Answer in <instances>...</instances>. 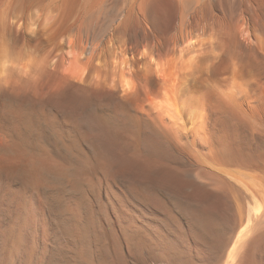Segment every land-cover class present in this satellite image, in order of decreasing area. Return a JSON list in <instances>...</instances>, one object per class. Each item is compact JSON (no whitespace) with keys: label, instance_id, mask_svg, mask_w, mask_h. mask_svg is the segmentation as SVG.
Returning <instances> with one entry per match:
<instances>
[{"label":"bare ground","instance_id":"obj_1","mask_svg":"<svg viewBox=\"0 0 264 264\" xmlns=\"http://www.w3.org/2000/svg\"><path fill=\"white\" fill-rule=\"evenodd\" d=\"M40 1L0 0V264H264V0L126 3L71 69L90 0Z\"/></svg>","mask_w":264,"mask_h":264},{"label":"rangeland","instance_id":"obj_2","mask_svg":"<svg viewBox=\"0 0 264 264\" xmlns=\"http://www.w3.org/2000/svg\"><path fill=\"white\" fill-rule=\"evenodd\" d=\"M132 1L137 2L142 7L146 0H96L93 3L91 2V0L85 1L86 3H85V6L83 7V10L74 19L76 23L73 21L72 18H71L72 20L71 19L69 20V24H71L70 25L71 30L69 31V34H67V36L63 37L62 44L65 45V47L58 52V54H59L62 51L61 53L63 55L60 54L61 60H66V62L62 61L61 69L62 68L63 69L64 68L65 69H68V68L71 69L72 68L71 65L73 63L71 62L72 63L71 64L69 62L77 54V48L75 47V44H76L75 42H78V37H79V34L81 33L80 32L81 27H82L81 30H83V28H86L87 30L91 29L92 31H93L92 27H94V26H97L98 28L103 27V26L106 27L107 25H109L112 22L110 20H113V18H111L112 17L111 15L116 13L118 11L117 10L118 8L121 9L126 3H131ZM3 2H5V1H3ZM0 4H1L0 8L2 9V7L5 3L4 4L0 3ZM59 7H60V0H42L38 3V5L36 4L35 6H33V8H31V10H29L25 14L26 17L24 18V21H27V22L32 21L33 22V20H35V18H37V20H39V22L38 21H37L38 23L36 22V24L34 25V29L37 28L40 31L41 28L43 26H45V29L52 28V32H54L60 27V21L58 22V17H59L60 12H61V7L60 8ZM34 10H35L37 15L35 14ZM57 13H59V15ZM27 14H29L30 17H28L29 15H27ZM43 14H44V16H43ZM109 14H111V15L109 16ZM109 18H110V20H109ZM43 19L45 20L44 24H42ZM20 25L24 26L21 23H20ZM21 26L16 27L15 32H18V31L20 32L22 29ZM97 29L95 30V33L97 32ZM22 30H25V29H22ZM74 30H76V31L74 32ZM77 30H78V33H77ZM28 32L30 33L29 30H25V37H22L21 40H19L17 42L18 43L17 46H18V48H20L19 51L21 54L23 53L25 55H31L32 56L33 55L32 54L33 48H36L38 42L31 40V38L29 36L32 33L29 34ZM73 33H74V35H73ZM40 35H41V37L45 36V38H47V40L49 39V35H47V34H40ZM75 36H78V37L75 38ZM45 38H43V39H45ZM23 39H25V40H23ZM73 42H74V44H73ZM70 44L71 45L73 44L72 45L73 47ZM33 45H35V47H33ZM69 51L71 52V54H69L70 53ZM74 53H76V54H74ZM68 54L71 56H69ZM81 59H83V58H81ZM73 68H74V66H73Z\"/></svg>","mask_w":264,"mask_h":264}]
</instances>
